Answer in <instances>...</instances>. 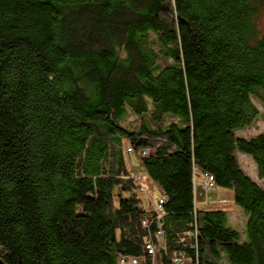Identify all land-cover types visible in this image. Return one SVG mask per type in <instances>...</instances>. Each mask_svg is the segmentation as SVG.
<instances>
[{
    "label": "trees",
    "instance_id": "obj_1",
    "mask_svg": "<svg viewBox=\"0 0 264 264\" xmlns=\"http://www.w3.org/2000/svg\"><path fill=\"white\" fill-rule=\"evenodd\" d=\"M263 9L264 0H0V258L264 264V130L238 133L260 117L255 101L264 108ZM130 152L159 188L150 208ZM204 174V189L233 190L246 238L229 219L237 210L197 206Z\"/></svg>",
    "mask_w": 264,
    "mask_h": 264
},
{
    "label": "rangeland",
    "instance_id": "obj_2",
    "mask_svg": "<svg viewBox=\"0 0 264 264\" xmlns=\"http://www.w3.org/2000/svg\"><path fill=\"white\" fill-rule=\"evenodd\" d=\"M260 27L264 30V9L259 19ZM260 109L261 115L257 117L254 121V124L249 128H244L243 130L238 131L244 136H251L254 135L261 130H264V108L260 106V104L255 101ZM133 115H129V119H132ZM128 164L133 172H138L143 176V185L145 192H141V196L143 197V206L146 208L151 207V202H155L157 196L159 195V188L155 182L148 180L150 183L147 182L145 179V175L141 170V164L139 160V156L137 152H130L126 155ZM241 167L252 177L254 178L259 184L262 183L261 179L257 178V174L255 175L256 168L254 167V162H252L248 157L244 155H239ZM200 172H198L199 174ZM200 179L197 177L196 182L194 184V197L197 202V206L201 208H222L226 209L231 213L232 216L229 217L232 220V223H237L239 226L235 227L240 235V238L244 239L247 237L246 235V223L248 219V214L238 205L235 203L233 199V190L228 187H221L218 185H213L207 189H204L203 185L199 182ZM146 194L148 195L146 197Z\"/></svg>",
    "mask_w": 264,
    "mask_h": 264
},
{
    "label": "built area",
    "instance_id": "obj_3",
    "mask_svg": "<svg viewBox=\"0 0 264 264\" xmlns=\"http://www.w3.org/2000/svg\"><path fill=\"white\" fill-rule=\"evenodd\" d=\"M129 150V149H128ZM204 176L206 177L207 180H205L203 186H210L211 185V180H212V177L210 175H207V174H204ZM161 230L158 231V234H161ZM145 248L146 250L149 252V253H154L155 252V249L158 248V245H154L152 242H147L145 244ZM121 264H135L136 263V259H133V258H122L121 261H120Z\"/></svg>",
    "mask_w": 264,
    "mask_h": 264
},
{
    "label": "water",
    "instance_id": "obj_4",
    "mask_svg": "<svg viewBox=\"0 0 264 264\" xmlns=\"http://www.w3.org/2000/svg\"><path fill=\"white\" fill-rule=\"evenodd\" d=\"M4 253L3 247L0 246V254ZM0 264H6L1 258H0Z\"/></svg>",
    "mask_w": 264,
    "mask_h": 264
},
{
    "label": "crops",
    "instance_id": "obj_5",
    "mask_svg": "<svg viewBox=\"0 0 264 264\" xmlns=\"http://www.w3.org/2000/svg\"><path fill=\"white\" fill-rule=\"evenodd\" d=\"M147 180V179H146Z\"/></svg>",
    "mask_w": 264,
    "mask_h": 264
}]
</instances>
